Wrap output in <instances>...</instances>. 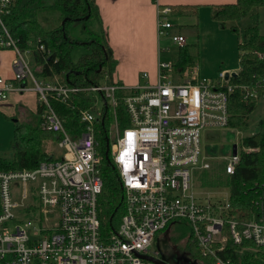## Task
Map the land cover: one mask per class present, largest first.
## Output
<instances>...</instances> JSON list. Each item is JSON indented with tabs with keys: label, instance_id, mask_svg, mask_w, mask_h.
Instances as JSON below:
<instances>
[{
	"label": "built area",
	"instance_id": "2783aa9c",
	"mask_svg": "<svg viewBox=\"0 0 264 264\" xmlns=\"http://www.w3.org/2000/svg\"><path fill=\"white\" fill-rule=\"evenodd\" d=\"M13 6L14 0H0V49L14 54L12 80L0 78V101L12 91L35 92L43 107L39 128L59 135L55 145L62 153L33 169L0 171V264H154L143 256L154 259L155 241L178 221L191 227L190 243L213 264H234L229 241L242 245L241 251L264 247V205L243 222L231 214L229 194L217 202L192 189L193 173L211 167L201 153V134L230 128L228 101L235 90L243 102L264 99V76L254 86H238L229 82L238 71H219L213 81L196 65L181 71L158 57L155 83L144 72L140 82L125 86L106 70L97 85L88 87L63 84L57 77L45 81L34 76L28 50L19 48L5 25ZM172 14L170 6L157 5L160 56L167 50L160 47L161 39L178 49L186 45L185 37L174 32ZM38 50L45 52L43 45ZM83 93H99L111 113L107 156L121 189L122 215L117 228L106 233L97 213L105 153L98 152L95 123L103 125V108L80 109L81 129L69 134L49 103L50 97L65 101ZM243 139L234 144L235 154L231 149L224 157L223 175L234 173L242 152L254 151L242 146Z\"/></svg>",
	"mask_w": 264,
	"mask_h": 264
},
{
	"label": "trees",
	"instance_id": "16d2710c",
	"mask_svg": "<svg viewBox=\"0 0 264 264\" xmlns=\"http://www.w3.org/2000/svg\"><path fill=\"white\" fill-rule=\"evenodd\" d=\"M260 7H264V0H236L230 5L211 6V17L223 26L225 22L241 21L252 10ZM173 13L175 15V11ZM75 19L79 21L75 22ZM4 22L12 38L17 40L19 48L22 51L28 50L33 62L32 73L36 78L53 81L57 77L63 84L88 87L101 81L104 69L109 75L113 71L114 61L94 0H14V6L10 14L4 17ZM71 23L80 26L77 33L79 37H73V33L68 30ZM39 45H43L44 53L38 50ZM186 46L179 48V55L173 61V66L181 71L195 65V59L186 53ZM75 47L87 51L77 62L71 58ZM237 50L240 52L238 74L231 77L229 82L238 86H254L257 79L264 76V35L260 34L258 23L244 29L241 42H237ZM258 92L261 94L262 89H258ZM49 103L62 120L67 133L79 132V110L90 105L86 93L70 95L65 101L50 97ZM257 105V99L243 102L239 90H235L228 101V126L247 129L250 115ZM108 109V106H104L100 115L103 125L95 123L101 156H104L105 129L111 115ZM116 110L119 119L123 120L125 114L121 106ZM42 113L43 107L38 105L39 120ZM58 141V134L40 130L39 123L31 128L14 122L13 155L9 160L0 157V171L37 167L40 162L52 156L44 151L45 144H56ZM242 146L254 151L242 152L234 173L223 175L221 171L218 183L229 189L231 214L245 222L256 216L260 205H264V108L256 122V130L244 137ZM101 176L103 189L97 213L101 230L106 233L117 228L122 215V193L111 159L109 162L103 161ZM190 241L187 240V246L199 263L213 264L210 259L200 257ZM241 250L242 245H234L230 241L227 243V253L234 264H264V247L256 252Z\"/></svg>",
	"mask_w": 264,
	"mask_h": 264
},
{
	"label": "rangeland",
	"instance_id": "374dc122",
	"mask_svg": "<svg viewBox=\"0 0 264 264\" xmlns=\"http://www.w3.org/2000/svg\"><path fill=\"white\" fill-rule=\"evenodd\" d=\"M197 13L199 21L197 26L190 24L195 22L194 20H173L175 22L173 23L175 25L174 32L179 31L184 35L187 45L186 53L195 59V65L198 67L200 74L216 81L219 71L224 69L230 71L238 67V54L240 52L237 50V42H241L246 27L258 23L259 32L264 35V7L252 10L248 16L239 22H225L223 26L212 20L209 10H200ZM79 27V25H73L72 23L68 26V30L73 33V37H79L77 35ZM160 47L167 48L165 52L161 53V61L176 60L179 49L170 40L161 39ZM86 53L87 51L84 48L75 47L71 52V58L74 62H77L80 56ZM150 64H154L157 71L156 58L155 61L151 60ZM31 69L33 71V66H31ZM205 70L208 72L206 73ZM144 72H139L138 75ZM155 75L156 73H154V80L152 77L148 79L149 83H155ZM88 99L93 108L99 110L103 108V101L99 93H90ZM257 100V108L250 115L251 121L247 129L241 127L216 129L201 134V153L208 159L211 167L208 170H196L193 173L192 189L196 195L210 198L211 201L224 202L226 200L229 189L227 186L218 183L219 174L223 171L222 163L224 157L231 153L232 146L235 143H239L240 139L256 130V122L264 108V99ZM2 114L0 113V157L9 160L13 155L12 134L14 122L11 118H3ZM6 123L10 125L9 129L5 128ZM34 123V121H30L28 125L32 126ZM108 127L109 125H107ZM44 151L48 152L49 155L51 154L54 160L59 159L62 153L55 144H45ZM171 229L175 241L187 243L191 234V227L185 221L176 222ZM185 240L186 242H184ZM247 249L253 250L248 246L244 247V251H247Z\"/></svg>",
	"mask_w": 264,
	"mask_h": 264
},
{
	"label": "crops",
	"instance_id": "0c3cea01",
	"mask_svg": "<svg viewBox=\"0 0 264 264\" xmlns=\"http://www.w3.org/2000/svg\"><path fill=\"white\" fill-rule=\"evenodd\" d=\"M235 1L94 0L106 35V42L111 50L114 61L111 79L125 86H133L141 81V74L138 75V73L145 71L148 73V79L152 77L154 80L156 67L154 64H150V62L151 60L155 61V58L157 62L158 57H161L158 54L156 31L157 5L161 7L170 6L176 9L173 10V12L175 11V15L174 13L172 14L171 21L189 19L195 21L190 24L197 26L199 24L198 11L209 10L211 14V6L230 5L234 4ZM172 23L175 22L173 21ZM178 33L181 34L179 31ZM13 58L14 54L10 49H0V78L12 80L11 61ZM28 59L30 67L33 66L30 55H28ZM222 71L236 72L238 71V67L234 70L229 71L228 69H224ZM37 107V95L33 91L23 93L12 91L7 94L5 99L0 101V113H3V118H11L13 122L17 121L31 128L40 122L37 116ZM30 121H34V125H28ZM9 127L10 125L6 123L5 128L9 129Z\"/></svg>",
	"mask_w": 264,
	"mask_h": 264
},
{
	"label": "flooded vegetation",
	"instance_id": "af4514ba",
	"mask_svg": "<svg viewBox=\"0 0 264 264\" xmlns=\"http://www.w3.org/2000/svg\"><path fill=\"white\" fill-rule=\"evenodd\" d=\"M186 242V240L184 241ZM187 244V243H186ZM174 240L171 228L164 231L155 241L154 248L157 251L156 259L159 264H200L195 255L190 253L187 245ZM158 246L159 248L157 249ZM187 247V248H186Z\"/></svg>",
	"mask_w": 264,
	"mask_h": 264
},
{
	"label": "water",
	"instance_id": "95a60500",
	"mask_svg": "<svg viewBox=\"0 0 264 264\" xmlns=\"http://www.w3.org/2000/svg\"><path fill=\"white\" fill-rule=\"evenodd\" d=\"M85 18H87V16H86ZM75 21L77 22V21H79V19H75ZM64 22H65V19L62 20L61 24L63 25ZM99 70H100V69H99ZM231 75H232V77H236V76H237V74L234 73V72L231 73ZM225 78H226V79L228 78V74H227V73H226V75H225ZM104 153H105L104 159H105V161L107 162V161H109L108 156H107V153H108V142H107V140H106V142H105V152H104ZM232 153L235 154V145L232 146ZM168 230H169V228L166 230V232H167ZM156 247H157V249L159 248L158 246H156ZM143 258H144L145 260H148V261L153 262L154 264H159V262H158L156 259L150 258V257H148V256H143Z\"/></svg>",
	"mask_w": 264,
	"mask_h": 264
}]
</instances>
